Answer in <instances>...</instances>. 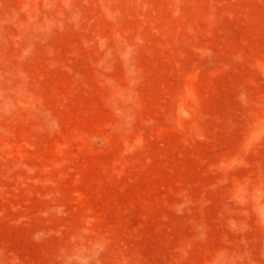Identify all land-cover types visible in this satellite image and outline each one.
<instances>
[{"label":"rangeland","instance_id":"rangeland-1","mask_svg":"<svg viewBox=\"0 0 264 264\" xmlns=\"http://www.w3.org/2000/svg\"><path fill=\"white\" fill-rule=\"evenodd\" d=\"M0 264H264V0H0Z\"/></svg>","mask_w":264,"mask_h":264}]
</instances>
